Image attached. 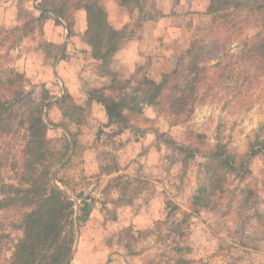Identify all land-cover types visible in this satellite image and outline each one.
<instances>
[{"label":"rangeland","instance_id":"1","mask_svg":"<svg viewBox=\"0 0 264 264\" xmlns=\"http://www.w3.org/2000/svg\"><path fill=\"white\" fill-rule=\"evenodd\" d=\"M52 1L65 3L61 17L40 18L42 0H0V75L12 78L6 82L11 88L21 85L44 100L42 113L33 101L25 121L50 148L69 145L53 182L71 202L60 203L74 219L66 237L75 230L71 251L79 258L71 264L108 251L127 255L126 264H264V152L252 145L254 134L264 131V74L243 69L242 58L232 56L233 81L243 71L241 81L204 91L216 60L229 58L218 47L207 49L217 37L205 13L210 0H143V15L153 18L140 23L139 12L120 0L99 1L108 24L125 34L110 70L121 79L161 80L167 74L164 101L195 91L188 114L175 118L165 104H150L118 122H108L95 97L89 101L111 76L82 39L84 5ZM255 29L249 26L224 49L237 55ZM40 117L46 127L38 126ZM20 133L0 138L4 179L11 175L6 166L16 157ZM218 140L246 160L250 171L243 184L255 194L240 191L232 173L224 180L205 177L202 164ZM11 233L15 239L17 232ZM11 243L0 257L10 254Z\"/></svg>","mask_w":264,"mask_h":264},{"label":"trees","instance_id":"2","mask_svg":"<svg viewBox=\"0 0 264 264\" xmlns=\"http://www.w3.org/2000/svg\"><path fill=\"white\" fill-rule=\"evenodd\" d=\"M42 1L38 7L40 18L53 15L61 17L65 3L56 6L52 0ZM99 1L76 0V4H83L85 7L86 25L82 39L90 47V56L98 61V67L103 69V73L111 76L110 84L98 88L89 101L96 98L105 109L108 122L122 121L131 112L141 113L143 105L150 104H165L168 112L175 118L193 110L195 105L193 90L188 92L183 90L182 94L169 100H166L169 97L166 95L165 101L163 100L167 74H163L161 80H152L146 75L143 79H136L135 75L121 79L107 67L114 53L124 42L125 34L124 29H117L108 24L105 12L98 7ZM120 1L130 11L135 9L139 12L138 23L140 20L153 18L152 15H143V0ZM205 13L209 16L210 24H215L217 36L207 49L218 47L225 56L229 55V58L216 60L213 71L205 76L204 91L214 92L215 88L224 84H226L224 88H230L231 82L241 81L243 71L238 72L233 81L232 71L236 61L232 62V56L242 58L243 69L252 67L259 75H263L264 0H210ZM249 26L256 29L247 37L248 39L242 41L238 54L228 53L224 49L225 43L233 37L242 35ZM1 77L2 75H0V138L20 131L22 133L17 134L20 138L17 141L19 144L16 146V157L14 156L15 159L6 166V172L10 171L11 175L4 179L5 174H0V253L5 243L12 241L10 254L0 257V264H71L75 230L71 237H66V228L74 224V219L60 206L63 200L71 202L54 184L52 178V171L62 162L69 145L63 151L50 148L48 140L34 129V124L30 125L25 121V112L33 101L37 102V109L42 113L44 100H36L31 92L25 91L21 85L11 88L6 82L12 81V78L5 77L3 80ZM210 92L203 94L202 97L208 96ZM37 122L38 126L46 127L41 117ZM71 137L74 141L73 135ZM67 138H69L66 139L67 143H70L69 134ZM215 145L212 155H209L207 162L202 164L205 177L224 180L225 176L232 173L238 178L237 185L242 184L239 187L240 191L247 190L249 194H255L248 184H243L245 173L250 171L243 156L229 149L225 142L218 140ZM252 145L256 151L264 152V131L254 134ZM186 160L187 156L183 158V162ZM3 164L0 163V168ZM83 211H86V208H83ZM3 218L5 220L2 221ZM79 219L80 217L76 216L77 222ZM11 231L17 232L15 239L11 238Z\"/></svg>","mask_w":264,"mask_h":264},{"label":"crops","instance_id":"3","mask_svg":"<svg viewBox=\"0 0 264 264\" xmlns=\"http://www.w3.org/2000/svg\"><path fill=\"white\" fill-rule=\"evenodd\" d=\"M77 236L79 235V239L75 245V247H77V249L79 248V245H80V242H81V239H82V232L80 230V234H79V231L77 229ZM97 245H100V244H97ZM109 251L108 253H106L105 256H103L101 258V256L97 253H92L90 255H85V258H83V263L82 264H110L111 261H113L112 259L117 257L118 259H121L123 264H126V260H129V258L127 257V255L125 256L124 253H121V252H118L117 254H115V257L111 254L109 256ZM74 258H79V255H76V252H72L71 254V261L74 259Z\"/></svg>","mask_w":264,"mask_h":264},{"label":"water","instance_id":"4","mask_svg":"<svg viewBox=\"0 0 264 264\" xmlns=\"http://www.w3.org/2000/svg\"><path fill=\"white\" fill-rule=\"evenodd\" d=\"M71 146H72V145H71ZM64 161H65V160H64ZM64 161H63V162H64ZM63 162H62V163H63ZM62 163H61V164H62ZM61 164H60L58 167H56V168L52 171V178H53V179H54V175H55V172H56L57 168H59V167L61 166Z\"/></svg>","mask_w":264,"mask_h":264}]
</instances>
